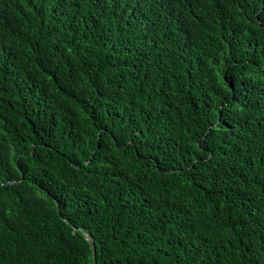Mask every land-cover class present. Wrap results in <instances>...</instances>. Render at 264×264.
<instances>
[{
  "label": "trees",
  "instance_id": "trees-1",
  "mask_svg": "<svg viewBox=\"0 0 264 264\" xmlns=\"http://www.w3.org/2000/svg\"><path fill=\"white\" fill-rule=\"evenodd\" d=\"M0 264H264V0H0Z\"/></svg>",
  "mask_w": 264,
  "mask_h": 264
},
{
  "label": "water",
  "instance_id": "water-1",
  "mask_svg": "<svg viewBox=\"0 0 264 264\" xmlns=\"http://www.w3.org/2000/svg\"><path fill=\"white\" fill-rule=\"evenodd\" d=\"M82 232L86 235V238H87V241L92 249V252H93V256L95 255V245H94V242L92 240V238L85 232L82 230Z\"/></svg>",
  "mask_w": 264,
  "mask_h": 264
}]
</instances>
